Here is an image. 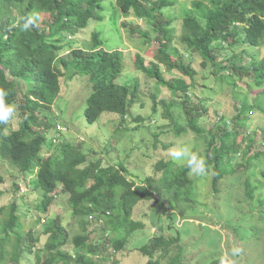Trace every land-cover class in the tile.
<instances>
[{
  "label": "trees",
  "instance_id": "16d2710c",
  "mask_svg": "<svg viewBox=\"0 0 264 264\" xmlns=\"http://www.w3.org/2000/svg\"><path fill=\"white\" fill-rule=\"evenodd\" d=\"M117 3L123 14L133 12L156 33V40L151 42V45L156 43V55L147 63L141 54H136L135 70L156 80L174 97L181 98L179 108L187 120L186 127L181 126V117L176 122L172 118L170 111L176 105L166 106L168 118L174 122L178 135L191 130L199 137L206 136L204 160L209 170L206 175L213 168V186L219 193V183L224 177L221 168L224 159L229 160L231 152L242 145L250 154L259 146L257 139H247L248 146L244 145L245 137L240 143L235 139L247 126L250 113L263 111L264 56L259 57L251 51L264 46V0H193L191 11L183 19L181 44L190 54L202 59L203 70L211 68L209 76L224 83L228 92L239 88L240 82H246L247 75L252 76L260 90L255 103L245 100L240 105L231 127L222 117L221 122L210 130L199 125L200 113H206L207 109L204 108L205 102L195 104L191 100L192 85L183 78L168 80L162 69L164 67L169 73L178 71L189 78L197 73L173 46L174 19L168 17L164 9L173 7L176 0H118ZM102 13V0H0V89L7 91V101L17 109L15 119L7 125H0V159L10 161L24 176L33 173L35 197L38 195L34 201L27 197V204L22 200L21 205L14 202L0 209L3 213L0 220V264H21L25 256L34 254L33 249L40 241L34 238L35 228L44 221L42 218L48 222L45 226L48 240L44 248L34 254L35 264H105L107 253L114 256L123 251L134 232L144 228L141 221L133 218L140 203L155 201L162 207L159 197H165V192L176 200L178 190L191 185L186 164L178 165L173 161L160 160L156 169L164 173L163 178L157 182L148 177L140 185L127 174L125 166L104 167L102 161L89 158L80 144L64 143L58 154L42 155L48 145L46 133L55 134L53 143H57V137L64 133L50 117L61 91L62 78L72 81L77 76L90 77L92 93L84 111L88 125H94L104 113L120 115L122 123L131 115L138 85L136 82H121L125 74V52L105 50L99 32L93 33L91 44L75 47L78 44L74 37L93 21L102 22ZM30 14L39 15L38 27L21 31L18 25ZM132 29L150 40L143 29ZM227 48L234 54L224 59L221 51ZM15 122L18 123L16 129ZM238 125L243 126L241 130ZM260 130L264 140V129ZM263 154L261 149L252 160L263 159ZM3 182L0 176V184ZM59 188L68 195L71 214L81 227V232L72 240L76 256L63 249L69 236L64 232L60 218L54 220L49 216L55 198L61 195ZM22 208L44 216L36 214L29 221V210ZM93 221L108 226L110 223L108 231L115 237L107 236L102 242L104 246L97 244L89 233ZM179 242L178 237L169 240L156 238L140 250L148 258L145 264H161V258L168 257L170 249ZM158 252L159 258H155ZM169 264H176V259L172 258ZM210 264H220V258Z\"/></svg>",
  "mask_w": 264,
  "mask_h": 264
},
{
  "label": "rangeland",
  "instance_id": "374dc122",
  "mask_svg": "<svg viewBox=\"0 0 264 264\" xmlns=\"http://www.w3.org/2000/svg\"><path fill=\"white\" fill-rule=\"evenodd\" d=\"M117 2L118 0H102L103 21H93L88 28L74 37V41L78 44L75 47L91 44L93 33L99 32L105 50L125 52V74L121 82L124 84L136 82L138 85V94L131 108V115L122 123L120 115L104 113L94 125H88L84 111L92 93L90 77L77 76L72 81L62 78L61 91L54 102L50 117L55 125L62 127L64 133L57 137V143L52 142L54 138L52 136L55 134L46 133L48 145L43 149L42 155L51 157L58 154L64 143L80 144L89 158L95 162L102 161L104 167L119 164L125 166L127 174L137 184H143L148 177H153L158 182L164 173L158 172L156 165L160 160L173 161L170 156V150L173 148L190 146L193 152L205 159L206 136L199 137L191 130L182 135L177 134L174 122L168 118L166 106L176 105L170 111L172 118L176 122L181 117L180 124L186 127L187 120L179 108L181 98L174 97L166 87L158 85L156 80L137 72L134 66L136 54H141L147 63L152 62L157 53L156 43L151 45V42L156 40V33L145 21L136 18L133 12L123 14ZM192 3L193 0H176V4L164 9V13L174 19L173 46L184 56L185 63L191 64L197 73L193 78H189L182 76L178 71L169 73L164 67L162 69L168 80L183 78L192 85L190 97L195 104L205 102L204 108L207 112L204 113L200 107L203 111L200 113L201 127L210 130L221 122L222 117L226 118L225 124L231 127L232 118L238 114L240 105L245 100L251 104L255 103L260 90L253 77L247 75L246 82H240L239 88L228 92L224 83L209 76L211 68L203 70L202 59L198 55L190 54L181 44L183 19L191 11ZM132 27L143 29L148 33L150 40L147 41L141 34L133 31ZM239 51L241 52L242 48ZM251 52L263 57L264 46ZM221 53L225 59L232 56L234 51L227 48ZM241 125H238L240 130L243 127ZM17 127L18 123L15 122L14 128ZM260 129H264V105L263 111L254 110L250 113L247 126L235 139L240 143L245 137V146L250 144L247 139L250 141L257 139L259 146L251 150L250 154L249 149L242 145L231 152L232 157L229 155V160L224 159L221 166L224 177L219 183L220 192L216 193L214 190V174L211 168L208 175L201 177L190 175L191 185L178 190L176 200L165 192L163 195L165 197H159L163 202L162 207L155 201L140 203L134 211L133 218L141 221L144 228L134 232L123 251L114 256L111 252L107 253L104 258L105 264H145L148 258L142 255L141 248L160 237L168 240L180 238L179 244L170 249L171 254L161 258V264H169L172 258L176 259V264L183 262L210 264L226 253L234 264H264V154L261 156L263 159L252 160L254 154L261 152V149L264 150ZM173 162L185 165L183 162ZM0 176L4 180L0 184V209L14 202L21 205L24 201V204H27V197L32 201L37 199L33 173L24 176L10 161L0 159ZM60 190L59 188V192ZM60 194L55 198L49 216L54 220L60 218L62 228L69 236V241L63 249L76 256L72 240L81 232V227L79 221L71 214L67 203L68 195L62 190ZM23 209L29 210L28 208L21 210ZM29 213L27 220L30 221L37 213L32 209ZM40 215L44 216L41 213L37 214ZM2 219L3 213L0 212V220ZM42 219L44 221L35 228L34 238L40 241L33 249L34 254L38 249H43L48 240L45 233L48 222ZM109 228L110 223L108 226L104 222L93 221L89 233L97 244L103 245L102 242L107 236L115 237L108 231ZM233 247L240 249L236 256L231 255ZM34 254L25 256L21 264H35ZM159 255L160 252L156 253L155 258H159Z\"/></svg>",
  "mask_w": 264,
  "mask_h": 264
},
{
  "label": "clouds",
  "instance_id": "9594fccd",
  "mask_svg": "<svg viewBox=\"0 0 264 264\" xmlns=\"http://www.w3.org/2000/svg\"><path fill=\"white\" fill-rule=\"evenodd\" d=\"M39 15L30 14L23 18V23L19 24L21 31L27 32L38 27ZM8 93L4 89H0V125H7L11 120L15 119L16 106L7 101ZM170 156L173 161L183 162L186 164L189 175L201 177L208 173L206 161L197 153L191 150L190 146H180L170 150ZM240 252L239 248L233 247L231 255L236 256ZM220 264H234L226 253L220 258Z\"/></svg>",
  "mask_w": 264,
  "mask_h": 264
},
{
  "label": "built area",
  "instance_id": "2783aa9c",
  "mask_svg": "<svg viewBox=\"0 0 264 264\" xmlns=\"http://www.w3.org/2000/svg\"><path fill=\"white\" fill-rule=\"evenodd\" d=\"M60 129V128H59Z\"/></svg>",
  "mask_w": 264,
  "mask_h": 264
}]
</instances>
